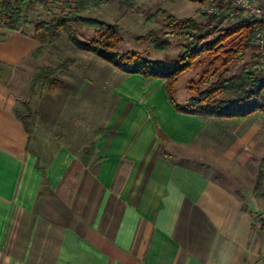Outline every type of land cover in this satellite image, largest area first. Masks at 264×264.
Segmentation results:
<instances>
[{
    "label": "crops",
    "instance_id": "obj_1",
    "mask_svg": "<svg viewBox=\"0 0 264 264\" xmlns=\"http://www.w3.org/2000/svg\"><path fill=\"white\" fill-rule=\"evenodd\" d=\"M4 41L29 44L25 58L6 52L2 59L14 67L8 92L16 100L28 98L37 70L31 54L39 43L17 32ZM48 62L52 66L41 67L58 66L46 59L39 64ZM103 63L116 72L109 78L112 100L103 124L89 132L92 162L85 167L80 159L87 146L77 155L66 147L55 149L44 158L49 161L47 188L35 167L39 156L26 150L33 132L28 139L14 110L0 109V128L24 145L21 150L0 145V264H30L32 256L34 264H47L51 253V264H264L260 222L252 227L241 188L216 176L248 178L250 203L260 199L252 188L264 160L256 154L263 124L243 120L227 130L218 122L179 113L167 99L164 81L126 75ZM86 72L81 82L88 79ZM95 81L100 89L104 79L98 74ZM81 82L72 96L78 104L84 87H93ZM92 96L91 90L84 97L89 106ZM68 97L65 92L42 97L38 126L52 128L68 108ZM224 133L231 139L226 141ZM219 136L225 145L213 160ZM70 183L71 203L64 196Z\"/></svg>",
    "mask_w": 264,
    "mask_h": 264
},
{
    "label": "trees",
    "instance_id": "obj_2",
    "mask_svg": "<svg viewBox=\"0 0 264 264\" xmlns=\"http://www.w3.org/2000/svg\"><path fill=\"white\" fill-rule=\"evenodd\" d=\"M187 1L209 6L212 12L205 15L206 23L200 25L192 18L177 20L166 11L158 10L156 14L162 17L168 30L150 31L145 36L148 45L157 53L169 48L170 37L182 41L181 49L170 65L142 58L136 52L120 54L116 51L123 39L122 29L116 24L87 16L110 0H0V40L6 37V33L28 35L26 29L31 27V35L39 43L32 53L37 57L44 45L54 47L64 37L73 49L96 56L123 74H140L147 81H164L167 99L179 113L202 121L218 122L227 130L243 120L261 122L264 126V62L260 63L261 56H256L255 62L230 72L243 60L246 50L264 47V20L245 16L241 9L233 6V0ZM116 2L119 9L138 13L136 0ZM37 8L46 17L32 21L29 15ZM82 29L93 31V36L82 39ZM203 57L201 72L187 87L192 96L184 104H178L174 97L178 78L193 69ZM72 64L74 60L66 58L56 67L38 68L32 75L28 98H41L46 90L58 87L61 83L58 74L69 72ZM13 112L29 139L37 112L32 110L28 101ZM94 149V143H90L81 150L80 159L85 167L92 162ZM40 172L47 183L45 169ZM252 194L264 199V160L258 163ZM258 221L260 230L264 231V218L260 217Z\"/></svg>",
    "mask_w": 264,
    "mask_h": 264
},
{
    "label": "rangeland",
    "instance_id": "obj_3",
    "mask_svg": "<svg viewBox=\"0 0 264 264\" xmlns=\"http://www.w3.org/2000/svg\"><path fill=\"white\" fill-rule=\"evenodd\" d=\"M256 5H260L264 9V0H253ZM136 6L138 9V13L132 14L121 10L118 8L116 0H110V2L102 6L99 10L91 11L87 14L88 17L98 18L103 20L109 24H116L122 29L123 39L122 42L119 43L116 51L120 54H124L126 52H136L142 58H146L152 61L162 62L166 64H171V60L177 55V53L181 49L182 41L176 37H170L169 48L163 53H157L148 45L146 35L150 31H164L168 30L165 21H163L162 17L157 15L156 12L158 10H164L169 15L173 16L177 20H183L187 18L194 19L198 24L202 25L206 23L205 15L211 14L212 10L207 5H200L197 3H193L187 0H136ZM30 19L35 21L37 19H45V13L40 9L37 8L33 12L30 13ZM84 31V36L81 34V38L87 40L90 36H93V31L82 29ZM28 35H24L25 37L31 38L35 41L32 33V28L29 27L26 29ZM13 33H6V36H12ZM20 35H23L19 33ZM30 35V36H29ZM87 37V38H86ZM0 40V109L3 111L5 109H10L11 111L19 108H22V103L24 101H28L33 111L38 113V108L40 105V101L42 97L51 96L55 98L61 92H65L69 95L68 99L70 101L68 108L66 111L61 113L60 119L58 122L53 124L52 128H43L38 126V116L36 118V122L33 128V134L30 138V142L26 144V150L30 151L33 154L39 156L36 162V170L40 172L41 169H45L48 160H45V157H49L57 148L66 147L71 149L72 152L74 151L77 155V150L89 145V132L92 129L99 127L103 124L104 117H105V110L106 104L111 102L112 98L110 92H108L109 86L111 85V80L109 79L112 74H115L116 71L110 69L108 67H103L104 63L99 61V59L92 55H87L77 50L73 49L66 41L64 37H62L56 46L52 45H44L43 50L37 57H33L31 54L32 59H37L35 64V68L38 69L41 66H52L51 62L46 64H39L43 62L44 59L46 60H55L56 64H59L62 60L66 58H70L74 60V64L69 67L70 76L66 77V73H59L58 78L63 84L62 86H58L54 91L46 90L45 93L42 95L41 98L33 97V98H25V99H14L11 94L8 92V88L6 85L9 83L7 81V77L9 73L14 71V67L8 66V62L2 60L6 59V52L16 55L18 58L22 57L25 58V54L29 49V44L25 42L24 44H13L10 46V42ZM11 47V48H10ZM39 47V45H38ZM28 52L26 54H29ZM260 55V63L264 62V47L262 49L251 48L245 51L243 60L238 63L237 65L233 66L230 70L231 73L237 71L241 66L245 64H251L255 62V57ZM205 57L202 59H198L195 67L189 71L184 72L178 78V85L176 83L175 86V100L176 102H183V98L187 97V94H192L187 89L189 82L196 80L199 73L201 72L202 67L204 66ZM25 64V62L23 63ZM33 66V65H32ZM31 66V67H32ZM90 68V69H89ZM86 69L87 72H86ZM86 77L89 79L86 82H81V76L84 73ZM100 74L102 76L103 85L100 86V89H95L94 84H96V75ZM66 78V79H64ZM93 84V87L86 85L81 92L82 100L81 103H77L76 99H73L72 96L76 94L77 88L79 83L81 82L85 84ZM102 84V82H101ZM108 85V87H106ZM102 87V88H101ZM92 90V99L93 101L90 103L89 106L85 103V98L89 94V91ZM177 95V96H176ZM189 97V98H190ZM71 99L74 101L71 102ZM96 100L98 102L96 106ZM68 101V102H69ZM179 104V103H178ZM184 104V103H182ZM93 110L94 113L91 114L90 110ZM40 121V120H39ZM219 128V127H217ZM7 129L0 128V145H3L7 148H12L15 150H21L24 147L23 143H18L16 138L11 137L7 138ZM220 128L218 131H215V135H218ZM226 135V141L231 137ZM215 141L214 146L218 149L217 154H214L213 160H215L219 154L221 155L223 150V145H225L223 140L219 139ZM7 140H11L13 143H8ZM225 141V143H226ZM6 142V143H5ZM256 154L257 158L260 157L264 159V138L258 143L256 147ZM223 167L229 165L225 162H220ZM236 164L234 163V166ZM233 166V167H234ZM235 173L237 174L236 167H234ZM211 171V170H210ZM246 171V170H245ZM215 175V171H212ZM211 172V173H212ZM239 174H242V171H239ZM41 173V172H40ZM223 174V175H222ZM212 175V176H214ZM222 182L226 183L227 185L233 187L241 188V193L243 194L246 200V208L249 213V219L252 223V227L258 226V217L264 211V199H258L256 203H250L253 199L251 194L249 193L248 188L250 187L248 178L242 177V179L237 178L234 179L232 177H228L224 173H218L216 175ZM235 180V181H234ZM48 182L45 183L42 178V186L47 188ZM241 185V186H239ZM72 183L70 186H66L64 190L65 200L71 203L72 200ZM41 193H38V197ZM254 204V205H253ZM250 208V209H249ZM24 245V241L22 243ZM36 252V251H35ZM50 253L53 252L52 250L49 251ZM20 253H23V249L20 250ZM52 253L46 258L45 263L51 264L52 263ZM227 259L226 257L224 258ZM30 264H34L36 261V256H32L30 258Z\"/></svg>",
    "mask_w": 264,
    "mask_h": 264
},
{
    "label": "built area",
    "instance_id": "obj_4",
    "mask_svg": "<svg viewBox=\"0 0 264 264\" xmlns=\"http://www.w3.org/2000/svg\"><path fill=\"white\" fill-rule=\"evenodd\" d=\"M233 6L241 9L249 18L257 21L264 20V11L253 0H233ZM260 42L262 43V40Z\"/></svg>",
    "mask_w": 264,
    "mask_h": 264
}]
</instances>
